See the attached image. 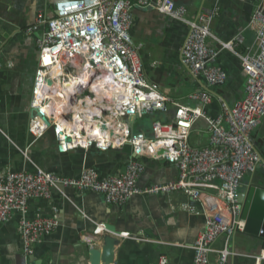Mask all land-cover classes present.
I'll return each mask as SVG.
<instances>
[{"label": "built area", "instance_id": "obj_1", "mask_svg": "<svg viewBox=\"0 0 264 264\" xmlns=\"http://www.w3.org/2000/svg\"><path fill=\"white\" fill-rule=\"evenodd\" d=\"M135 7H152L188 26L180 62L192 79L203 83L189 96L197 102L195 106L163 94L145 77L130 34ZM55 11L51 17L38 11L35 23L27 28L28 32L42 29L37 38V67L29 102L30 134L36 140L52 131L62 151L94 148L106 152L130 145L132 158L123 171L107 176L89 166H84L78 176L41 168L34 172H0V224L13 211L19 212L20 248L31 255L39 236L58 225L51 216L28 217L31 198L47 199L53 189L70 187L97 192L107 202L121 204L134 195L169 196L180 191L200 203L204 219V229L192 245V264H229V257L235 254L230 242L236 232L243 231L245 223L237 198L239 187L246 174L264 166L253 137L264 119V0H258L249 19L254 44L246 52H238L233 40L223 41L213 35L212 23L219 12L216 6L189 18L186 6L174 0H68L59 2ZM208 39L216 40L217 45ZM223 50L238 57L245 76L244 96L232 106L222 95L209 91L227 79L226 71L214 63ZM92 68L95 70L80 80L78 87L63 86L64 77ZM110 78L117 83L107 90ZM59 100L64 104L59 105ZM214 100L221 110L209 116L204 106ZM170 107L172 118L152 122V136L134 129L151 113H166ZM101 115L114 122L105 127L90 126L89 118ZM200 119L207 125V145L190 142L193 126ZM143 159L173 164L178 176L138 187ZM103 230L104 224H98L92 233L83 235L84 241L91 245ZM121 235L130 236L124 232ZM218 240L222 242L220 247L215 246ZM251 258L254 264H264V249Z\"/></svg>", "mask_w": 264, "mask_h": 264}, {"label": "crops", "instance_id": "obj_2", "mask_svg": "<svg viewBox=\"0 0 264 264\" xmlns=\"http://www.w3.org/2000/svg\"><path fill=\"white\" fill-rule=\"evenodd\" d=\"M68 0H0V172H34L36 168L64 175L78 176L84 166L93 167L101 176L121 172L132 158L130 145L99 152L74 149L60 151L52 131L34 140L29 132V102L37 67V38L42 29L31 32L38 11L45 16L55 14L59 2ZM187 8V17L215 6L218 15L212 23L213 35L223 41L233 40L238 52L252 49L254 32L248 28L249 19L258 0H174ZM131 38L141 56L145 77L161 92L174 100L195 106L189 96L202 87L181 66V48L188 34L185 23L169 18L152 7L133 8ZM212 45L216 40L208 39ZM214 63L227 73L223 83L209 88L232 106L244 96L245 76L238 57L231 51L219 52ZM209 116H216L221 108L217 101L204 106ZM167 115L173 114L170 107ZM260 125L253 131L254 141H264ZM149 129L143 122L134 127ZM147 133V132H146ZM190 142L207 145L209 133L204 120L192 129ZM255 144V145H256ZM264 149V145H262ZM144 169L136 180L138 187L168 182L178 176L177 168L163 160L143 159ZM258 169V168H257ZM253 183L264 186V175L258 171ZM243 178L242 182H244ZM240 188V187H239ZM194 209L193 211L187 209ZM28 217L51 216L58 225L37 239L34 252L25 255L19 244L20 213L13 211L0 224V264H89L88 248L101 240L98 233L90 245L83 235L92 233L98 224L110 223L130 236H122L116 246L113 264H192V245L204 229L202 207L183 192L169 196L134 195L125 203H109L100 193L80 191L70 187L53 189L49 198H31ZM262 239L235 233L230 248L235 253L229 264H254L251 255L262 247ZM221 241L215 242L216 247Z\"/></svg>", "mask_w": 264, "mask_h": 264}, {"label": "water", "instance_id": "obj_3", "mask_svg": "<svg viewBox=\"0 0 264 264\" xmlns=\"http://www.w3.org/2000/svg\"><path fill=\"white\" fill-rule=\"evenodd\" d=\"M44 29L45 31L48 30L47 25H45ZM149 116H154V121L159 120L162 122L172 118L171 114L167 115L166 113L160 112L151 113ZM46 122L48 123V121ZM127 122L131 124L128 118ZM147 127L149 128L146 129L147 134L152 136L151 127ZM59 150L62 151L60 148ZM161 152L162 150H160V153ZM137 157L136 155V158ZM237 198L238 202L242 205L241 218L245 221L243 232L260 237L263 241L259 247L264 249V186L256 185L253 182H243L240 186ZM121 239L120 230L116 229L114 225L106 222L104 224L101 240L88 248L89 264H113L115 249Z\"/></svg>", "mask_w": 264, "mask_h": 264}, {"label": "bare ground", "instance_id": "obj_4", "mask_svg": "<svg viewBox=\"0 0 264 264\" xmlns=\"http://www.w3.org/2000/svg\"><path fill=\"white\" fill-rule=\"evenodd\" d=\"M93 70H95V69L92 68V69L86 70V71L82 72L80 75H69V76L64 77L62 79V82L64 84L63 86L69 87V86L74 85L75 87L76 86L78 87L79 84H80V80L88 78L90 72H92ZM52 73H54V72H52ZM116 83H117V80L115 78L114 79L110 78L109 79V85L106 86L105 88L107 90H110V89L114 88ZM101 88H103V87H101ZM58 104L59 105H63L64 102L59 100ZM60 108H64V107L61 106ZM89 120L92 121L90 123V126H94V127H97V128L98 127H105L107 125H110L112 122H114V120L111 117L103 116V115H101L99 117H96V118H89ZM65 126H66V124L62 125L63 128Z\"/></svg>", "mask_w": 264, "mask_h": 264}, {"label": "rangeland", "instance_id": "obj_5", "mask_svg": "<svg viewBox=\"0 0 264 264\" xmlns=\"http://www.w3.org/2000/svg\"><path fill=\"white\" fill-rule=\"evenodd\" d=\"M154 119H155L154 116H148V117L144 118V119L142 120V122H143L146 126L151 127L152 122L154 121ZM263 122H264V121H263ZM262 129H264V123H263V125H262ZM262 145H264V141H262V142H260V143L257 142V144H256V148H257L258 151L261 152V153H262V148H263ZM263 158H264V157H263ZM259 171H260V174H261V172H263L264 170L262 171V170L260 169ZM261 175H262V174H261ZM256 177H257V174H255V175H253V176H249V175H247V176L245 177V179H244V183H245V182H247V183L251 182V183H252Z\"/></svg>", "mask_w": 264, "mask_h": 264}, {"label": "trees", "instance_id": "obj_6", "mask_svg": "<svg viewBox=\"0 0 264 264\" xmlns=\"http://www.w3.org/2000/svg\"><path fill=\"white\" fill-rule=\"evenodd\" d=\"M141 123V122H140ZM260 154H261V156H262V158L264 157V149L262 150V153L260 152ZM264 159V158H263ZM264 170V166H261V167H259L258 169H257V171L260 173V171L259 170ZM261 174L262 175H264V171L263 172H261ZM258 184L257 185H259V186H263L261 183H259V182H257ZM255 184V183H254Z\"/></svg>", "mask_w": 264, "mask_h": 264}]
</instances>
